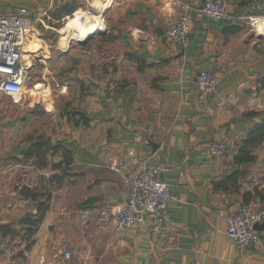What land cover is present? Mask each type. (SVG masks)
Segmentation results:
<instances>
[{
    "label": "crops",
    "instance_id": "1",
    "mask_svg": "<svg viewBox=\"0 0 264 264\" xmlns=\"http://www.w3.org/2000/svg\"><path fill=\"white\" fill-rule=\"evenodd\" d=\"M203 1L0 0V14L27 8L35 19L28 55L32 74L42 76L20 97L0 96V116L9 112L0 118V264H264V229L263 241L246 247L227 235L244 192L264 188V143L240 192L214 187L260 122L251 113L264 111V0H225L233 18L222 20L202 14ZM180 2L191 6L187 47L167 34ZM99 9L114 14L104 33L113 41L78 43L87 38L79 40L68 19L96 17L95 36L104 26L89 12ZM203 70L219 74L213 94L200 88ZM39 136L59 146L45 168L26 155ZM219 142L228 150L213 154ZM110 156L122 173L110 168ZM159 165L170 167L163 179L177 198L167 222L114 230L101 210L127 201L125 175ZM47 194L49 210L30 239L23 219ZM250 204L264 206L258 198Z\"/></svg>",
    "mask_w": 264,
    "mask_h": 264
},
{
    "label": "built area",
    "instance_id": "2",
    "mask_svg": "<svg viewBox=\"0 0 264 264\" xmlns=\"http://www.w3.org/2000/svg\"><path fill=\"white\" fill-rule=\"evenodd\" d=\"M181 16L167 31L173 44L187 47L192 32V24L188 15L191 6L180 2ZM199 11L216 20L233 18L225 0H204ZM27 8L18 12L0 14V96H22L28 87L32 75L33 63L30 60L28 42L35 26ZM220 81L215 71H200L198 83L204 94L216 91ZM228 146L224 142L211 146L213 154H224ZM110 168L118 173L123 172L118 161L110 156ZM170 169L168 165H159L125 175L129 187L127 201L101 210L102 218L110 222L116 231L126 230L132 226L151 220L155 230L167 222V213L177 199L171 192L163 175ZM264 222V206L241 205L227 217V235L243 247L256 245L263 241L261 231L256 224ZM71 256L70 252L66 257Z\"/></svg>",
    "mask_w": 264,
    "mask_h": 264
},
{
    "label": "trees",
    "instance_id": "3",
    "mask_svg": "<svg viewBox=\"0 0 264 264\" xmlns=\"http://www.w3.org/2000/svg\"><path fill=\"white\" fill-rule=\"evenodd\" d=\"M76 7L72 6L70 8H65V11L68 14H73ZM261 87L264 89V80L261 81ZM251 115H257L261 117L260 122H258L247 134L246 138L242 140L238 152L234 156L233 171L223 177L221 180L214 182L215 190L223 192L238 193L241 190V182L248 175L249 165L257 161V155L255 151L257 147L264 143V111L262 112H252ZM59 146L52 144L49 138L44 136H39L30 146L27 151V157H34L35 165L40 168H45L49 166V155L56 152ZM71 159L68 153L65 151V162L66 164L71 163ZM62 163L52 164L53 168L61 167ZM60 174L52 176L51 181H58ZM24 192H27V196L32 197L34 200H37L38 195L35 193V190L24 188ZM47 199L43 202H40L38 205L37 214H28L23 219V223L28 226L26 234L32 239L38 232L46 213L49 210V203L52 198V194H47ZM254 198H258L261 202L264 203V188L260 189L255 187L253 191L244 192L243 194V204L250 205L251 201ZM34 240H30L27 246V249L31 247Z\"/></svg>",
    "mask_w": 264,
    "mask_h": 264
},
{
    "label": "rangeland",
    "instance_id": "4",
    "mask_svg": "<svg viewBox=\"0 0 264 264\" xmlns=\"http://www.w3.org/2000/svg\"><path fill=\"white\" fill-rule=\"evenodd\" d=\"M85 7V6H84ZM87 11H89V10H87ZM93 11V10H92ZM92 11H90L89 13H92L93 15H101V18H102V23H103V26H104V29L101 31V32H99L98 34H96L93 38L95 39V40H99V39H103V38H105V39H107V40H109L108 42H111V41H113L112 40V35H108L107 37H104V33L107 31L106 30V22H108V18L110 19V16L111 17H113L114 18V14H109V16L104 12V11H102V9H99L98 11L97 10H95L94 12H92ZM91 15V14H90ZM79 17V16H78ZM77 18V16H72L71 18H69L68 19V21H67V24H72V20L73 19H76ZM86 19H88V20H82L81 18L78 20L79 21V23H81V21L83 22V23H85V22H87V21H89L90 19H92V18H90L89 19V17L88 18H86ZM71 36H73V34H71ZM77 39V38H76ZM79 39V38H78ZM80 40V39H79ZM75 44V43H74ZM38 72V73H37ZM40 79H42V76H41V73H40V70L38 69V70H36V71H33V74L31 75V78H30V80H29V82H28V87H29V89H32V88H35V84L38 82V81H40ZM42 81V80H41ZM38 85V84H37ZM39 97V96H38ZM37 97V98H38ZM34 97H31L29 94H28V96H27V102H31L32 101V99H33ZM259 98L261 99V102L262 103H264V92H262L261 94H259ZM38 100V99H37ZM2 113V112H1ZM9 117V112L8 113H4L2 116H0V118H8Z\"/></svg>",
    "mask_w": 264,
    "mask_h": 264
},
{
    "label": "bare ground",
    "instance_id": "5",
    "mask_svg": "<svg viewBox=\"0 0 264 264\" xmlns=\"http://www.w3.org/2000/svg\"><path fill=\"white\" fill-rule=\"evenodd\" d=\"M79 19H80V17L77 16V18L73 21L74 33H75V36L77 38L82 40V39L88 38V37L92 36L94 33H96L95 31L98 30V28H97L98 20L96 17L90 19L89 21H87L85 23H83V22L79 23V21H78ZM263 24H264V22H263ZM260 25H262V24H260ZM261 30H262V28H261ZM28 48L30 49L29 44H28Z\"/></svg>",
    "mask_w": 264,
    "mask_h": 264
},
{
    "label": "water",
    "instance_id": "6",
    "mask_svg": "<svg viewBox=\"0 0 264 264\" xmlns=\"http://www.w3.org/2000/svg\"><path fill=\"white\" fill-rule=\"evenodd\" d=\"M94 36H91V37H89V38H87L86 40H84V41H79L78 43H80V44H86L91 38H93ZM256 228L258 229V230H263L264 229V222L263 223H258V224H256Z\"/></svg>",
    "mask_w": 264,
    "mask_h": 264
}]
</instances>
